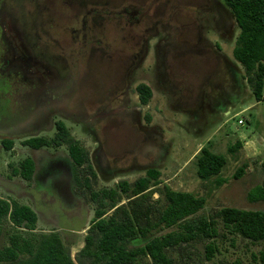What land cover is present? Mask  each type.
<instances>
[{"label":"rangeland","instance_id":"374dc122","mask_svg":"<svg viewBox=\"0 0 264 264\" xmlns=\"http://www.w3.org/2000/svg\"><path fill=\"white\" fill-rule=\"evenodd\" d=\"M1 1L0 68L16 62L29 73L37 72L48 87L36 95L38 86L15 91L10 84L19 80L11 76L8 83L0 78V140L14 144L12 152L0 147V198L30 206L38 218L35 232H56L72 257L82 248L95 208L84 187L85 172H78L77 184L64 165L69 162L64 147L34 151L20 146L30 137H51L53 123L61 121L89 154L96 173V181L89 180L93 190L123 180L131 185L120 205L134 221L155 223L140 198L146 192L132 188L151 168L161 173L157 188L165 185L206 199L194 219L215 220L219 236L167 248L173 264H260L253 257L264 249V242L227 234L215 218L224 207L264 212V201L246 199L264 180V102L253 99L241 66L233 62L238 29L223 1ZM15 21L35 36L41 62L29 63ZM35 38L30 39L33 51ZM139 84L152 92L146 106L138 102ZM35 101L42 122L25 132L27 127L19 122ZM237 141L242 148L231 156L226 150ZM207 144L227 159L220 174L227 183L214 190L195 173L194 155ZM26 157L36 161L35 179L9 180L8 165L16 166ZM242 163L247 165L244 175L233 180ZM54 171H60L57 179L63 177L65 183L49 177ZM171 232L182 234L178 226L160 225L146 238ZM144 242L139 239L129 248ZM4 243L2 237L0 248ZM208 244L215 247L211 259L206 258ZM137 264L151 262L146 258Z\"/></svg>","mask_w":264,"mask_h":264},{"label":"trees","instance_id":"16d2710c","mask_svg":"<svg viewBox=\"0 0 264 264\" xmlns=\"http://www.w3.org/2000/svg\"><path fill=\"white\" fill-rule=\"evenodd\" d=\"M222 1L231 11L238 29L232 49L233 60L241 66L253 99L264 102V0ZM135 91L139 104L146 106L152 98L151 89L139 84ZM53 128L51 137H30L21 141L20 146L31 150L64 147L77 184L80 183L78 172H85L84 187L95 208L83 238V246L72 257L56 232H35L37 216L30 207L15 200L0 198V239H5L4 246L0 248V264H137L146 258L151 264H173L167 256V248L193 239L210 240L219 236L215 220L194 219L204 208L206 199L188 192L174 191L167 186L154 189L160 183V172L155 169H148L143 177L132 184L136 193L146 192L140 198L148 204L155 223L150 225L134 221L125 206L120 205L121 196L131 190V185L123 180L112 188L93 190L89 180L96 181V173L88 152L63 122H54ZM13 145L11 140H0V147L5 152H12ZM241 148L242 142L237 141L227 148V153L234 156ZM226 162L223 155L214 154L209 146L202 147L195 157L196 177L208 183L211 189H218L227 183V179L220 176ZM34 166L30 157L19 161L16 166L8 165V178L18 177L30 182ZM246 168L247 165L242 163L232 174V179L239 180ZM155 192L159 196L157 200L152 197ZM246 199L249 203L264 201V180L248 191ZM215 218L227 234L240 236L252 243L264 242L263 211L224 207L215 213ZM160 225L168 228L178 226L182 234L171 232L146 238L157 233ZM139 239H145L142 246L129 248ZM205 251L206 258L211 259L215 247L208 244ZM253 259L264 264V249Z\"/></svg>","mask_w":264,"mask_h":264},{"label":"flooded vegetation","instance_id":"af4514ba","mask_svg":"<svg viewBox=\"0 0 264 264\" xmlns=\"http://www.w3.org/2000/svg\"><path fill=\"white\" fill-rule=\"evenodd\" d=\"M15 27H16V30H17V33H18V37H19L21 46L23 47L25 53L28 55L29 63L38 62V61L41 62V60L39 59L41 57V54L37 50V46H36V41L37 40H36L35 36L33 37V35H32V37H31L30 34L24 29V25L19 23V21H15ZM0 33H1V24H0ZM32 38H35L34 42H35L36 51H33V46L31 47V45H33V44L31 43L30 39H32ZM2 46H3L4 49H6V51H7L6 53H9L8 46H7V44L4 41H2ZM10 59H11V56L8 59H4L3 63L5 61H7V60H10ZM28 67L29 66H27V68ZM11 76L14 79L19 80V82L13 81V83L10 84L11 87H13V90H15V91H20V90L17 89V87L24 88V90H25V88H26V90H28V89L32 90L33 88L38 86L39 89H37V90L39 92L36 95H39L44 90V88L48 87L44 83H41L42 78L38 75L37 72L29 73L20 64H18L16 62H13V61H9L8 65L6 67H1L0 68V78H2L4 81L7 80L8 83H10V81H11L10 77ZM37 90H35V91H37ZM35 91H33V92H35ZM31 95H32V93H31ZM3 98H5V97H3ZM5 99H7V98H5ZM24 110H25V113H26L25 117L21 118L22 120L19 122V124H22L23 127H27L25 129H28V130H26L25 132H27V131L29 132V129L31 131L32 129L37 127V125H34L33 123H35V122L37 123L38 121L42 122L40 119L37 120V113H39L38 111H40L41 109L38 108V102L35 101L33 104L31 102V107L30 108H28V109L25 108ZM46 111H47L46 113L48 115L51 114L49 109H46ZM68 111H69V109L67 108L65 110V114H67ZM40 115L42 116V113H40ZM56 164H57V162H56ZM62 171H63V173H64V171L66 172L65 169L62 170ZM50 175H51V177L55 178V171H54V173H52ZM63 175L66 177V180L68 181L67 173L62 174V176ZM56 180H57V177H56ZM60 180H61L60 181L61 184L65 183V181H66L65 178H63V177H61ZM63 191H64V189H63Z\"/></svg>","mask_w":264,"mask_h":264},{"label":"crops","instance_id":"0c3cea01","mask_svg":"<svg viewBox=\"0 0 264 264\" xmlns=\"http://www.w3.org/2000/svg\"><path fill=\"white\" fill-rule=\"evenodd\" d=\"M233 62L235 63V65H237L238 66V64H237V62H235L234 60H233ZM231 64L233 65V67H236V66H234V64L231 62ZM240 68V67H239ZM241 69V68H240ZM242 71V70H241ZM208 146V144L207 145H205V146H203V147H207ZM14 149V148H13ZM40 150H42V149H40ZM211 150V149H210ZM34 151H38V150H34ZM200 151V150H199ZM211 152H213L212 150H211ZM226 152H227V150H226ZM199 153V152H198ZM198 153H196L195 155H194V166H195V157L197 156V154ZM214 154H217V153H215V152H213ZM218 155H222V154H218ZM224 157H225V155H223ZM226 158V157H225ZM50 160H52V161H55V159L53 158V157H50L49 158ZM69 159V158H68ZM33 161H34V170H35V168H37V166H36V161H35V159H33ZM90 162L92 163V161L90 160ZM68 169H69V172H71V170H70V163L69 162H67V164H64ZM151 169H154V168H151ZM195 169H196V167H195ZM156 170V169H155ZM157 171H159V170H157ZM160 172V171H159ZM55 173H57V172H55ZM59 174L58 175H56L55 174V178L54 177H52L54 180H56V177H58L59 175H60V171L58 172ZM66 172L64 171V174H65ZM195 173H196V171H195ZM62 174V173H61ZM34 175V174H33ZM36 176V175H35ZM35 176H33L32 177V180L33 179H35ZM49 177H51V176H49ZM160 177H161V173H160ZM160 177H159V182H160ZM16 178H18V177H13V178H10L9 180H11V181H14ZM31 180V181H32ZM30 181V182H31ZM57 181H61L60 180V178L59 179H57ZM61 184V183H60ZM160 184V183H159ZM158 184V185H159ZM157 185V186H158ZM157 186L156 187H154V189H156L157 188ZM165 186V185H164ZM164 186H162V188L164 187ZM168 187V186H167ZM159 188V187H158ZM169 188V187H168ZM220 188V187H219ZM171 189V188H170ZM173 190V189H172ZM175 191V190H174ZM67 192L69 193V191L67 190ZM156 193V192H155ZM155 193H153V195H152V197H153V199H154V194ZM62 194H64V193H62ZM156 195H157V199L159 198V196H158V194L156 193ZM157 199H154V200H157ZM24 205H26V204H24ZM28 206V205H27ZM28 207H30V206H28ZM31 208V207H30ZM32 209V208H31ZM33 210V209H32ZM34 211V210H33ZM36 214V213H35ZM37 216V215H36ZM37 221H38V218H37ZM36 229H37V222H36Z\"/></svg>","mask_w":264,"mask_h":264},{"label":"built area","instance_id":"2783aa9c","mask_svg":"<svg viewBox=\"0 0 264 264\" xmlns=\"http://www.w3.org/2000/svg\"><path fill=\"white\" fill-rule=\"evenodd\" d=\"M238 123L241 125L242 124V121L240 120Z\"/></svg>","mask_w":264,"mask_h":264}]
</instances>
